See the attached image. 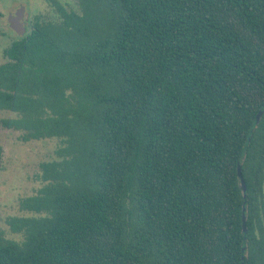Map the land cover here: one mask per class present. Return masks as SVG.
Masks as SVG:
<instances>
[{"label":"trees","instance_id":"obj_1","mask_svg":"<svg viewBox=\"0 0 264 264\" xmlns=\"http://www.w3.org/2000/svg\"><path fill=\"white\" fill-rule=\"evenodd\" d=\"M45 1L0 122L61 145L0 264H264V0Z\"/></svg>","mask_w":264,"mask_h":264},{"label":"rangeland","instance_id":"obj_2","mask_svg":"<svg viewBox=\"0 0 264 264\" xmlns=\"http://www.w3.org/2000/svg\"><path fill=\"white\" fill-rule=\"evenodd\" d=\"M66 5L76 4V0H61ZM75 6V5H74ZM25 7L24 25L28 27L31 17L50 10L45 0H0V64L7 61L4 51L11 45L16 33L9 24V15ZM18 112L0 108V120L17 118ZM22 132L6 128L0 122V229L6 237L20 239L21 232L12 228L14 217L28 212L21 209L24 198L39 191L41 163L56 157L60 139L48 138L24 142Z\"/></svg>","mask_w":264,"mask_h":264},{"label":"water","instance_id":"obj_3","mask_svg":"<svg viewBox=\"0 0 264 264\" xmlns=\"http://www.w3.org/2000/svg\"><path fill=\"white\" fill-rule=\"evenodd\" d=\"M24 18H25V7H21L18 9L15 13H11L9 15V23L10 26L19 34H24L26 31L25 25H24ZM264 110H260L257 114L256 121L257 123L260 122L262 116H263ZM239 177L241 181V188L244 192V196L246 197V192H247V184L246 180L242 174L241 167L239 166ZM245 210V208H244ZM243 229L246 232L247 231V216L246 213L243 214Z\"/></svg>","mask_w":264,"mask_h":264}]
</instances>
